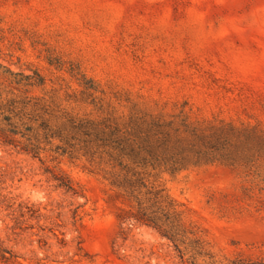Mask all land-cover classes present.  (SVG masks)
<instances>
[{
  "label": "rangeland",
  "instance_id": "obj_1",
  "mask_svg": "<svg viewBox=\"0 0 264 264\" xmlns=\"http://www.w3.org/2000/svg\"><path fill=\"white\" fill-rule=\"evenodd\" d=\"M13 86L176 161L150 180L214 264L264 255V0H0V87ZM104 171L0 143V264L209 263L192 236L181 255L123 220L132 204Z\"/></svg>",
  "mask_w": 264,
  "mask_h": 264
},
{
  "label": "trees",
  "instance_id": "obj_2",
  "mask_svg": "<svg viewBox=\"0 0 264 264\" xmlns=\"http://www.w3.org/2000/svg\"><path fill=\"white\" fill-rule=\"evenodd\" d=\"M19 92L18 87H0V143L34 157L49 151L59 156L84 158L91 165L106 166L104 178L122 190L132 204L133 211L123 220L156 229L173 243L181 255L179 242L183 244L184 241L180 237L190 235L195 257L210 259L208 264L215 263L212 260L214 256L197 231L183 224V211L178 209V204L164 188L154 185L155 180H150L148 167L160 161L164 166H175L176 161H163L157 151L153 153L147 147L137 146V151L131 149L125 139L134 141L135 137L130 139L128 125L117 120L80 119L60 112L44 97ZM146 125L150 126L146 131H153L158 139L165 137L160 124L146 122ZM64 185L72 189L71 184ZM231 264H264V255L239 259Z\"/></svg>",
  "mask_w": 264,
  "mask_h": 264
}]
</instances>
